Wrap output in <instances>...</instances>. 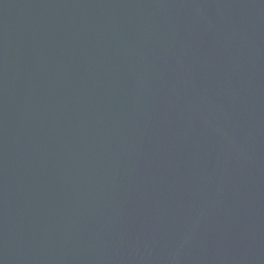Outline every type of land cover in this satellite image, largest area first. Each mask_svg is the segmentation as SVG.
<instances>
[{
  "label": "water",
  "instance_id": "obj_1",
  "mask_svg": "<svg viewBox=\"0 0 264 264\" xmlns=\"http://www.w3.org/2000/svg\"><path fill=\"white\" fill-rule=\"evenodd\" d=\"M0 264H264V0H0Z\"/></svg>",
  "mask_w": 264,
  "mask_h": 264
}]
</instances>
